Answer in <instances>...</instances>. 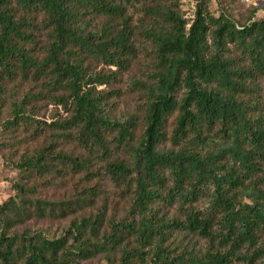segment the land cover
<instances>
[{"label": "trees", "instance_id": "1", "mask_svg": "<svg viewBox=\"0 0 264 264\" xmlns=\"http://www.w3.org/2000/svg\"><path fill=\"white\" fill-rule=\"evenodd\" d=\"M182 1L0 0V125L33 127L18 146L51 137L11 163L0 264H264V18L237 26L210 0L184 18ZM141 52L128 85L138 105L117 117ZM40 103L53 109L43 122ZM79 173L121 189V217L102 205L58 238L16 231L92 207L96 187L36 196L37 180Z\"/></svg>", "mask_w": 264, "mask_h": 264}, {"label": "rangeland", "instance_id": "2", "mask_svg": "<svg viewBox=\"0 0 264 264\" xmlns=\"http://www.w3.org/2000/svg\"><path fill=\"white\" fill-rule=\"evenodd\" d=\"M260 11L254 16L250 15L249 9L239 4L236 0H210L209 10L211 14L217 17L220 13L226 14L237 26H240L248 21V18H264V0H260ZM183 15L184 18H190L192 15L195 3L193 0H183ZM250 17V18H251ZM139 62L136 63L129 73L124 74L122 83L117 86L120 90V97L116 100L115 113L117 117L125 118L133 112L138 105L137 99L128 91L129 79L133 76H139L142 72L143 62L146 56L143 52L140 53ZM52 108H44V103L37 105L36 111L39 112L34 117L36 121H46L52 114ZM7 118L6 111H3L2 121ZM33 133V127L25 126L19 128L15 133L9 134L0 125V206L9 198L15 195L13 184L17 181L18 176L15 170L12 169V162H16L22 153L32 152L40 146L48 144L50 140V132H46L42 137L35 142H30L26 145H17V142L29 140ZM60 148L70 155L75 156L81 154V149L74 143L60 142ZM50 181L42 182L37 180L35 182L37 188V197L46 199L48 201H61L68 199L74 191H81L90 187H96L98 195L92 207L84 208L73 213L72 216L66 219H32L23 226L16 229L20 232L23 229H28L32 233L40 231L47 238H58L63 235L64 230L69 226L70 221L79 216H89L95 214L98 208L102 205L108 206L107 219L109 216L121 217L126 209V200L121 194V189L114 186L106 177L96 178L93 181L83 179L82 174H66L62 177H54ZM75 216V217H74ZM116 219V218H115ZM88 263H105L102 255H98L95 259L87 261Z\"/></svg>", "mask_w": 264, "mask_h": 264}, {"label": "built area", "instance_id": "3", "mask_svg": "<svg viewBox=\"0 0 264 264\" xmlns=\"http://www.w3.org/2000/svg\"><path fill=\"white\" fill-rule=\"evenodd\" d=\"M239 4L244 6L246 9H259L260 0H236Z\"/></svg>", "mask_w": 264, "mask_h": 264}]
</instances>
